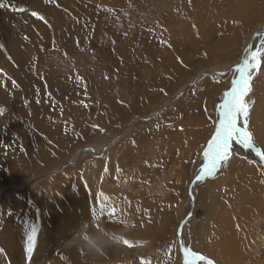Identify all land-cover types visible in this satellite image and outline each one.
I'll use <instances>...</instances> for the list:
<instances>
[{"label":"rangeland","instance_id":"obj_1","mask_svg":"<svg viewBox=\"0 0 264 264\" xmlns=\"http://www.w3.org/2000/svg\"><path fill=\"white\" fill-rule=\"evenodd\" d=\"M0 2L17 17L0 30V234L86 188L109 195L112 205L119 199L116 212L128 215L100 224L108 228L97 235L107 253L95 247L91 254L86 231L72 241L76 232L60 236L61 251L83 242L91 256L81 264H205L199 256L264 264V162L235 142L215 169L204 156L223 96L240 77L229 68L264 26V0ZM25 42L33 43L29 63ZM249 53L256 70L242 100L247 129L264 152V34ZM83 148L103 153L78 157ZM14 244L26 247L9 236L3 251L28 264L59 247L20 258Z\"/></svg>","mask_w":264,"mask_h":264},{"label":"bare ground","instance_id":"obj_2","mask_svg":"<svg viewBox=\"0 0 264 264\" xmlns=\"http://www.w3.org/2000/svg\"><path fill=\"white\" fill-rule=\"evenodd\" d=\"M6 11H7V9L5 6L3 8H0V19H1L0 20V30L4 31V32L7 30L6 27L9 24V22L11 20L17 19L15 12L8 14V13H6ZM45 20H47V19H45ZM48 21L50 23H52V21H50V20H48ZM250 37H249V39H250ZM249 39L246 40L247 46H246V49L244 50L245 54L244 55L242 54L241 57L238 59V61L236 63H234V64H236L234 66V69H235L234 71H238V69L245 68V61H247L248 59H251V53H249V50L252 48V45L254 43H256L257 39H251V40H249ZM32 47H33V43H29V42H25L23 44V47H22V48L26 49L25 55L27 56V59H26L27 63H29L31 61V58H32L31 57V53H32L31 48ZM20 59H21V57H20ZM239 61H242V62L238 63ZM15 62H17V61H15ZM234 64H232V66ZM246 67H247V65H246ZM229 70H232V68L230 67ZM255 70H256V65H255L254 70L251 71V74H254ZM221 72L222 71H219V72L213 71L214 74H220ZM238 72L241 75V72L240 71H238ZM207 73H211V72L209 71ZM205 74L206 73H203L198 78L203 77ZM247 77L249 78L250 75H247V73H245V78H247ZM14 82H16V81H14ZM232 86H233V84L229 87L228 92L232 89ZM178 95H179V93L175 94L174 96H178ZM224 96H225V94H224ZM218 113H219V115L221 114L220 112H218ZM221 119H222V117H220L218 119V126H219V122ZM103 146L101 147V149H103ZM101 149H100V151H94L93 149H90V148H87L86 149L87 151L84 148L81 150L87 154H90V155H101L103 153L101 151ZM252 151H253L254 155L260 159V157L256 155L255 151L254 150H252ZM108 168H110V167L108 166ZM106 175H108V174L106 173ZM106 175L103 177L104 180H105ZM109 175H111V174H109ZM111 177H117V175L113 174ZM89 178L91 179L92 177L89 176ZM257 183H259V181ZM16 190L20 191L19 189H16ZM11 191H14V190L9 189L6 191V194L8 192H11ZM4 193L1 194L0 198L5 197L3 195ZM107 198H110V196L107 194L99 197L95 193V191L92 189L87 190L85 188V191H84L83 188H80V190L77 192V194H74V195L70 194L69 196L62 197V198L56 200L54 202V204L52 205V208L46 212V216L40 217L37 215V217L34 220H27L26 219L25 228L18 230L14 226H8L6 229H4V231L0 234V248H2L1 250L3 251V249H4L3 245H5V246L8 245L9 236H11L15 242L20 243L22 241L26 245V247H24L22 244H20V246H17L16 244H14V247L17 248V250L18 249H19V251L22 250L18 253V256L20 258H22V255L28 251L34 250V251L38 252V251H41L42 248L51 249V248H55V247L59 246L54 253L48 254L46 257H43L41 260H36L34 258L33 259L34 262L37 264H70L72 261V264H81L84 261H86L85 259L88 256V251L83 248L84 247L83 242H81L77 246H74L73 248H66V249L61 251V248H60L61 245L59 244L60 236L64 235L65 239H67V238H69V236L72 233L76 232L77 234L75 236H73V238L71 239V241H72L73 239H76L78 237V234L81 231H86V232H84L85 235L82 239L87 244L86 246L91 251V254H92L93 249H95V247H97V250H101V252H103V250L105 248V244L101 243V241L97 237V235L98 234L105 235L106 230L108 228H107V226H104V225L101 226L100 224H102L103 221L106 222L105 224L109 223V225L110 224H116V223L121 221L122 217H124L125 215H128V214H122L121 211L116 212V210H115L116 207L120 210L119 199H116V201L112 205V203H110L111 200H109V199L107 200ZM193 200H194V196H193ZM104 202L109 203L107 205V207H105ZM85 205H89V207H85ZM56 210H61L64 213L62 215H59L56 213ZM109 214H111V215L108 216ZM133 216L134 215H130L129 218H132ZM16 218L18 219L19 217L17 216ZM108 218H110L109 221L107 220ZM130 221L132 224L133 221L131 219H130ZM49 223H51V224H49ZM47 224H49V225H48V227H46V231H42L40 229L41 226L47 225ZM112 226H114V225H112ZM76 229H78V230L76 231ZM91 229H93V231H91ZM94 231H96V232H94ZM4 238H6L7 241H5ZM106 241H107V239L105 238V242ZM107 252L104 250L103 253H107ZM185 253L186 252L183 251L184 257H186ZM61 254H62V256H61ZM91 254L88 257H90ZM0 264H28V263H21V262L16 261L14 259V257L11 255V252L8 250V254L5 253L4 251L1 253Z\"/></svg>","mask_w":264,"mask_h":264},{"label":"snow or ice","instance_id":"obj_3","mask_svg":"<svg viewBox=\"0 0 264 264\" xmlns=\"http://www.w3.org/2000/svg\"><path fill=\"white\" fill-rule=\"evenodd\" d=\"M4 6V3L0 2V8H3ZM19 11H24V9H19ZM31 15L37 17L38 19H44L35 11H33ZM245 64L247 67L238 69V71L241 72L239 79L233 80L232 89L225 93L226 99L221 105L223 109L221 114L222 119L220 120L219 126L216 128V132L208 144V150L204 153L206 160L211 158V169H215L218 164H223L228 160L231 144L233 142L243 148L254 150L256 155L260 157L261 161H264V152L255 146L252 134L247 129L246 118L248 116V111L242 100V97L248 91V80L245 78V73L250 75L251 71L254 70L255 65L249 61H245ZM2 112L3 110L0 109V114H2ZM240 117L245 118L243 125H238V119ZM205 170H207L208 174L211 175V170L208 169L207 164L205 165V169L202 171ZM201 178L202 177L200 175L196 176L197 181H199ZM192 255L193 259H195L197 254L193 253ZM199 260L205 261V264H213L211 260H206V258L203 256H199ZM185 264H193V262L186 259Z\"/></svg>","mask_w":264,"mask_h":264},{"label":"water","instance_id":"obj_4","mask_svg":"<svg viewBox=\"0 0 264 264\" xmlns=\"http://www.w3.org/2000/svg\"><path fill=\"white\" fill-rule=\"evenodd\" d=\"M264 34V26H262V27H260L259 29H257L252 35H251V37H250V39L249 40H251V39H258L261 35H263ZM242 61H239L238 63H241ZM237 63V64H238ZM236 64H234L233 66H230L232 69L234 68V66H235ZM211 74H214L213 72H211ZM198 78H196L195 80H197ZM195 80H193V81H191L190 83H188V85H187V87L185 88V89H187L191 84H193L194 82H195ZM178 96H173L170 100H169V102L167 103V105L166 106H164V107H162V108H160V109H158V110H156V111H154V112H152L151 114H149L147 117H152V116H155V115H158V114H160V113H162L163 111H165V109L170 105V103L172 102V101H174L176 98H177ZM135 117H141V116H133V117H131V119L129 120V122L132 120V119H134ZM147 117H142V118H147ZM128 122V123H129ZM127 123V124H128ZM127 124L125 125V126H123L121 129H120V131H119V133H118V135H117V137L115 138V139H117L121 134H122V132H123V130L125 129V127L127 126ZM114 139V140H115ZM114 140H112V141H110L109 143H107V144H105L104 146H103V149L105 148V147H107L108 145H110ZM83 154H85V152L84 151H80L79 152V154H78V157H80L81 155H83ZM191 200H193V195L191 194ZM192 204H193V201H192ZM192 208H193V205H192V207H190V211H189V213L182 219V221H181V223L179 224V227H178V229H181L182 227H183V224L185 223V221L192 215ZM178 233H179V235H180V232H179V230H178ZM181 247H182V249H183V245H182V243H181ZM181 249V251H183ZM214 264V263H213Z\"/></svg>","mask_w":264,"mask_h":264},{"label":"crops","instance_id":"obj_5","mask_svg":"<svg viewBox=\"0 0 264 264\" xmlns=\"http://www.w3.org/2000/svg\"><path fill=\"white\" fill-rule=\"evenodd\" d=\"M225 99H226V97L223 96V101H225ZM222 111H223V109H222V107L220 106L218 112H220V113L222 114ZM221 114H220V115L218 114V119H219L220 117H222Z\"/></svg>","mask_w":264,"mask_h":264}]
</instances>
